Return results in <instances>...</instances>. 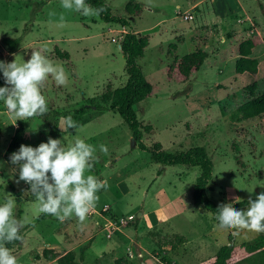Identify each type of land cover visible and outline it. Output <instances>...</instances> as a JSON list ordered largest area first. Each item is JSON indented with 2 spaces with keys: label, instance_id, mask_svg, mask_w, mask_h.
Wrapping results in <instances>:
<instances>
[{
  "label": "rangeland",
  "instance_id": "rangeland-1",
  "mask_svg": "<svg viewBox=\"0 0 264 264\" xmlns=\"http://www.w3.org/2000/svg\"><path fill=\"white\" fill-rule=\"evenodd\" d=\"M129 1L105 3L112 15L128 19L130 31L148 37L137 64L152 92L134 107L143 143L149 149L159 144L166 152L204 148L213 162L207 195L217 204L256 197L264 191V114L241 122L231 114L250 99L248 85L256 83L257 93H264V0H132L134 15L126 12ZM61 15L63 27L58 26ZM119 27L66 10L61 0H0V61L12 62L17 56V62H27L33 50H40L68 76L63 86L51 76L44 83L48 112L42 116L16 121L0 101L5 125L0 204L12 198L14 216L24 222L23 241L8 243L18 264H59L67 254L73 256L71 264H212L218 249L229 243L234 246L233 263L263 250L264 233L221 229L216 216L193 206L199 169L167 166L157 175L162 167L138 149L121 117L107 110L102 97L127 78ZM3 38L19 40L12 54ZM247 39L254 43L251 57L258 61L257 73L239 75L234 65L239 45ZM57 49L69 58L57 57ZM197 50L207 58L182 77L178 64ZM91 102L105 109L89 110L80 120L73 117ZM68 115L81 125L62 131V118ZM19 123L26 146L37 147L49 137L67 146L79 137L96 148L93 167L85 175L106 180L108 188L98 192L82 224L75 217L60 222L41 213L30 185L17 183L19 166L11 163V156L5 158V151ZM100 145L107 147V154ZM95 242L100 250L91 253ZM53 256L57 258L51 261Z\"/></svg>",
  "mask_w": 264,
  "mask_h": 264
},
{
  "label": "clouds",
  "instance_id": "clouds-1",
  "mask_svg": "<svg viewBox=\"0 0 264 264\" xmlns=\"http://www.w3.org/2000/svg\"><path fill=\"white\" fill-rule=\"evenodd\" d=\"M61 5L86 17L99 16L105 11L102 7L93 8L86 0H61ZM64 23L61 15L58 26L63 27ZM16 57L12 62L0 61V72L5 81V86L0 87V101L16 121L42 116L48 112L47 100L42 94L44 83L51 76L57 85H66L67 73L63 66L54 63L40 50H33L27 62H17ZM62 123V131L77 127L71 115L63 117ZM100 150L105 154L108 152L105 145H100ZM95 152L93 145L79 137L67 146L61 139L49 137L37 147L22 144L12 153L10 161L19 166L17 183L24 181L30 185L28 191L41 213L54 216L60 222L75 217L82 224L99 199L98 192L108 188L106 180L85 175L93 167ZM234 201L238 203L239 197H234ZM248 204L246 210H237L232 203L220 204L217 226L264 233V192L255 200L250 198ZM14 206L12 198H6L0 204V264H18L16 256L6 247L7 243L23 241L20 230L24 222L14 216Z\"/></svg>",
  "mask_w": 264,
  "mask_h": 264
},
{
  "label": "trees",
  "instance_id": "trees-1",
  "mask_svg": "<svg viewBox=\"0 0 264 264\" xmlns=\"http://www.w3.org/2000/svg\"><path fill=\"white\" fill-rule=\"evenodd\" d=\"M86 3L91 5L93 8L102 7L105 9V11H103L98 16L103 22L114 23L121 27L129 26V21L127 18L112 15L111 9L105 3V0H86ZM134 7L138 6L135 5ZM259 8L263 10V5L260 4ZM125 9L128 15H134L135 10L132 6V0L126 4ZM2 43L7 48L8 52L12 54L17 49L19 40L3 38ZM148 44V37L140 36L137 33H133L132 31L124 35L120 42V50L125 58V72L127 75L126 82L123 86L115 89L113 92L106 93L102 97L103 102L108 104L107 110L117 113L127 125L132 139L137 142L138 149L148 152L150 159L162 167L161 171H159L157 175H160L163 171V168L167 166L182 165L199 169L200 173L196 177L192 189L193 206L197 209H204L205 211L217 217L218 207L220 204L212 201L207 195L208 187L213 176V162L207 151L202 147H192L185 151L166 152L159 144H155L152 149H149L143 143V127L137 119L134 107L135 105L145 101L152 92L151 84L146 80L141 67L137 64V60L143 57ZM253 47L254 43L251 39H247L240 43L238 48L239 57L235 61L234 65L236 74L254 75L257 73L258 61L251 57ZM55 54L57 57L62 59L67 60L69 58L67 53H62L58 49L55 51ZM206 58V53L201 50H197L193 53H190L189 55H186L178 64L179 74L184 78L189 77L191 71L198 70ZM246 90L249 93L250 99L244 104L240 105L236 111L231 114V119L235 122L251 120L264 114V93H257L256 83L248 85ZM88 101L90 100H87V102ZM104 109L105 108L103 106L94 104L92 102L91 104L85 103L82 107L75 110L73 117H76L75 119L80 120L89 110L100 111ZM80 125L81 124H77L76 128H78ZM53 126L57 127V124L55 123ZM4 130L5 126L0 119V139ZM69 130L71 131L74 129L70 128ZM23 131V124L19 123L6 148V159L9 158L12 153L19 150V147L22 145ZM261 192L264 191L260 190L258 195ZM256 197L251 199L255 200ZM249 199L241 200L238 203L236 202L232 205L237 210H246L249 206ZM229 230L234 231L235 229ZM228 237L231 242L233 239L232 234H229ZM15 242L18 243L19 241ZM6 246L9 247L8 243ZM233 252L234 246L231 243L220 247L212 264H264V249L236 262L230 263L229 261L232 258ZM82 253L83 252L81 251V259ZM56 258L57 257L53 256L50 258V260L52 261ZM68 258L70 261H68ZM60 259L61 258L58 260ZM63 259L64 260L59 264H71V262H73V256H70L69 254L65 255Z\"/></svg>",
  "mask_w": 264,
  "mask_h": 264
},
{
  "label": "crops",
  "instance_id": "crops-1",
  "mask_svg": "<svg viewBox=\"0 0 264 264\" xmlns=\"http://www.w3.org/2000/svg\"><path fill=\"white\" fill-rule=\"evenodd\" d=\"M191 3V2H190ZM189 3V4H190ZM188 5V4H187ZM120 28V30L119 31H121V33L122 34H126V33H128L130 30H129V28L128 27H119ZM133 33H136V31L135 32H133ZM2 121V120H1ZM4 124V123H3ZM5 126V125H4ZM75 130V129H74ZM59 131H61V130H58V132ZM68 133H70V132H68ZM93 237L94 236H92L91 238L93 239ZM98 242V241H97ZM97 242H95L94 244H93V246L91 247V250H90V252L91 253H97L99 250H100V246H99V244L97 243ZM110 247V246H109Z\"/></svg>",
  "mask_w": 264,
  "mask_h": 264
},
{
  "label": "built area",
  "instance_id": "built-area-1",
  "mask_svg": "<svg viewBox=\"0 0 264 264\" xmlns=\"http://www.w3.org/2000/svg\"><path fill=\"white\" fill-rule=\"evenodd\" d=\"M185 18H186V17H185ZM123 37H124V36H120V37L118 38V40L121 41V40L123 39ZM113 41L116 42L115 39H113ZM102 209H103L104 212H106L107 209H108V206L104 205Z\"/></svg>",
  "mask_w": 264,
  "mask_h": 264
},
{
  "label": "water",
  "instance_id": "water-1",
  "mask_svg": "<svg viewBox=\"0 0 264 264\" xmlns=\"http://www.w3.org/2000/svg\"><path fill=\"white\" fill-rule=\"evenodd\" d=\"M133 144H134V142H133V140H132V146H133ZM140 215H141V214H138V217H140Z\"/></svg>",
  "mask_w": 264,
  "mask_h": 264
}]
</instances>
